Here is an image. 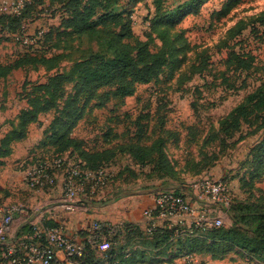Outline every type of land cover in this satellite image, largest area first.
<instances>
[{
    "label": "rangeland",
    "instance_id": "374dc122",
    "mask_svg": "<svg viewBox=\"0 0 264 264\" xmlns=\"http://www.w3.org/2000/svg\"><path fill=\"white\" fill-rule=\"evenodd\" d=\"M85 1L74 2L81 6ZM171 1L165 0L164 4ZM223 1L205 0L197 12H189L180 20L179 26L184 28L190 48L184 50L185 60L172 78L139 84L134 94L123 101L110 97L100 106L94 104L98 101L96 97L89 101L70 132L82 143L74 152L96 151L101 154L106 151L108 154L113 152V156L104 163L108 171L106 184L96 187L94 194L84 187L70 201L94 199L92 201L99 205L107 206V212L112 215L115 209H120L117 213H121V218L113 220H125L121 204L117 208L111 206L115 200L136 199L142 203V200L166 189H176L193 200L190 183L209 175L222 178L227 183L230 203L241 200L252 203L255 208L264 204V144L259 153L252 148L260 139L264 140V123L259 118V112L244 119L235 130L225 133L218 130L219 121L232 107L264 81V29L262 26L251 28L253 17L264 10V0H241L226 14H215L214 10ZM152 2L142 0L133 6L131 0H120L116 8L123 11L132 8L130 21L133 31L142 36L153 14ZM30 10L35 15L24 19L21 34L10 31L16 28V21L10 16L3 17L6 20L0 29V62L3 64L26 51L37 49L43 52L29 58L28 65L14 69L0 81L2 93H7L9 97L14 95L16 98V93H34L35 86L45 81L49 73L67 72L74 61L97 49L95 36L91 39L85 35L76 38L73 33L61 30L62 24H58L61 13L57 14L58 6L54 7L49 0H34ZM243 23L236 37H230L238 32L237 25ZM116 30V27H111L106 33ZM49 31H52L51 35L45 37L44 33ZM21 35L27 36L28 41H22ZM129 40L134 41L133 38ZM154 44L151 42L149 45L156 48L160 42L154 39ZM231 45L239 52L252 55L247 68H226L225 58ZM201 53L207 56L205 68L178 82L180 72L185 69L188 73L189 65L193 62L197 65L200 59L196 60V57ZM73 84L74 81L64 83V93L56 97L57 112L71 99L75 91ZM105 89L107 87L99 89L98 93ZM51 95L37 93L35 106L48 97L53 99ZM17 101L12 100V105L18 106ZM51 116L53 110L40 114L37 127L46 124ZM158 139L159 148L157 152L154 151L155 159L150 163H136L128 151L118 149L121 144L150 145ZM161 154L165 161L158 160ZM209 206L212 214L219 215L224 225H231L229 206L215 203H209ZM200 238L207 243L210 241L208 235ZM149 240L142 234L120 233L114 239V245L116 248H131L135 243L145 247L147 254L140 264H184L180 256L183 251L177 249L178 245ZM198 245L201 248L194 252V264H264V256L245 252L235 246L225 249L222 245Z\"/></svg>",
    "mask_w": 264,
    "mask_h": 264
},
{
    "label": "trees",
    "instance_id": "16d2710c",
    "mask_svg": "<svg viewBox=\"0 0 264 264\" xmlns=\"http://www.w3.org/2000/svg\"><path fill=\"white\" fill-rule=\"evenodd\" d=\"M74 1L49 0L54 7L58 6L57 14L61 13L62 15H60L58 23L62 24L61 30L73 33L76 38L85 35L91 39L95 36L98 40L96 41L97 49L90 50L86 57L74 61L67 72L49 73L45 81L35 86L34 93L21 94L26 104L16 115V122L11 121V127L0 140V155L2 156L11 150L13 140L22 139L27 135L30 122L40 120V114L53 110V116L42 128V138L36 145L39 152H35L33 159L71 157L82 162L83 166L89 169L105 167L104 163L110 161L113 152H109V154L106 151L101 154L96 151L74 152L82 145L81 139L70 134L75 122L81 118L84 108L94 97L98 100L94 103L96 106L103 105L110 97H117L119 101H123L125 97L134 94L139 84L172 78L185 60L184 50L190 48V44L184 35V28L179 26V22L187 13L197 12L205 2V0H172L170 4L165 5V0H153L154 10L149 17L147 31L140 36L134 33L131 25L132 8L127 11L116 8L120 0H86L81 6ZM131 1L134 6L142 0ZM240 1L224 0L220 7L214 10V13L226 14ZM33 2L34 0L26 2L18 13L0 14V29L2 22L6 20L3 17L10 16L16 21V28L10 31L21 34L24 19L33 18L32 16L35 15L30 10ZM243 25L244 23L237 25L236 30L238 32L232 33L230 37H236L235 34L240 32ZM251 26L254 29L262 26L264 29V10L253 17ZM111 27H116L117 30L107 34L106 31ZM51 32L44 33L45 37H49ZM68 33L63 34L67 35ZM130 38H133L134 41L131 42ZM154 39H157L160 44L156 48H151L149 44L151 42L154 44ZM38 51L37 49L33 52L26 51L16 55L8 63L0 62V80L7 77L14 69L28 65L29 58H35L37 53H43ZM250 58L252 55L249 52H239L231 45L225 58L226 68L228 70L247 68L251 63ZM198 59L200 61L197 65L194 62L189 65L188 73L185 69L180 72L181 75L179 74L178 77H181L178 82L181 83L188 79L190 74L205 68L207 56L201 53L196 57V60ZM69 81H74L75 91H73L71 99L66 101L62 109L57 112L55 109L56 97L64 93V83ZM103 87H107V89L98 93V90ZM37 93H52L53 99L48 97L39 103L40 105L35 106ZM254 112H259V118L264 123V81L232 107L226 116L219 121L218 130L224 133L235 130L244 119ZM159 142L160 139L150 145H142L141 143L121 144L118 149L128 151L136 163H150L155 159L154 151L157 152ZM262 143L264 144L263 138L252 148L257 149L259 153L263 150ZM158 160L165 161V158L161 154ZM227 209L230 210L232 217L230 226L222 224L210 228L194 227L191 233L184 230L175 234L174 230L176 228L181 229V227L177 224L168 226L167 222L146 231L136 222L122 220L121 225L110 236L111 244L108 249L99 251L87 243L85 244L83 255L79 259L80 264L143 263L147 250L142 245H135L134 243L131 248L129 246L116 248L114 239H117L120 233L124 235L142 234L150 239L149 242L178 245L177 249L183 251L180 256L183 257L184 264H192L184 256L191 255L193 257L194 252L201 248H199L198 243L206 244L207 247L222 245L225 249L235 246L245 252L264 256V204L255 208L252 203L238 200L230 203ZM44 225L58 224L45 222ZM182 228L184 227L182 226ZM31 234L32 223L28 222L20 227L12 240L30 242L29 236ZM85 234L86 232H83L80 235L85 236ZM203 235L209 236L210 241L208 243L205 239L200 238ZM56 264L63 263L57 260Z\"/></svg>",
    "mask_w": 264,
    "mask_h": 264
},
{
    "label": "built area",
    "instance_id": "2783aa9c",
    "mask_svg": "<svg viewBox=\"0 0 264 264\" xmlns=\"http://www.w3.org/2000/svg\"><path fill=\"white\" fill-rule=\"evenodd\" d=\"M30 0H0V14L18 13ZM27 42V36H21ZM61 173L62 195L72 200L87 187L94 194L96 187L106 184L108 171L106 167L89 169L73 158L55 157L35 159L28 168L25 181L31 188L53 187L56 184V173ZM190 192L194 199L174 189L160 190L153 194L152 202L141 209L143 222L140 224L146 231L167 222L168 226L177 224L181 229L191 233L194 227L210 228L224 224L219 215H213L209 203L229 206L231 199L227 183L209 175L201 176L190 183ZM201 201V203L197 202ZM11 213L0 215V259L7 264H56V251H62L66 264H80L85 244L104 251L111 244V234L121 225L120 221L92 220L83 237L68 234L61 225L47 226L38 222L32 223L30 242H15L7 237L11 222ZM189 220V221H188ZM182 226L184 228H182ZM194 264L195 259L186 255ZM64 264V263H63Z\"/></svg>",
    "mask_w": 264,
    "mask_h": 264
},
{
    "label": "crops",
    "instance_id": "0c3cea01",
    "mask_svg": "<svg viewBox=\"0 0 264 264\" xmlns=\"http://www.w3.org/2000/svg\"><path fill=\"white\" fill-rule=\"evenodd\" d=\"M16 95V98L14 95L10 96L13 101H17V98L19 100L18 106L14 103L13 106L9 95L2 93V87L0 88V140L11 127V121L16 122V115L26 104L21 94L16 93ZM36 123L37 121L30 122L27 135L22 139L13 140L11 150L4 156L0 155V215L9 211L12 216L7 237L13 239L20 227L28 222H38L43 225L45 222H55L68 234L83 237L80 234L86 232L92 220L114 222L113 218H121V213H117L120 209H115V214L112 215L107 212V206L99 205L92 201L94 199L84 198L80 199V202L66 200L62 195L59 172L56 173V184L53 187L31 188L27 185L25 175L35 160L33 155L39 152L36 145L42 138V128L45 125L42 123L37 127ZM152 197L142 200V203L136 199L126 201L117 199L111 206L117 208V205L121 204L122 213L125 212V220L141 224L143 222L141 209L152 202ZM56 259L60 263H67L62 251H56ZM0 264L7 262L0 259Z\"/></svg>",
    "mask_w": 264,
    "mask_h": 264
}]
</instances>
